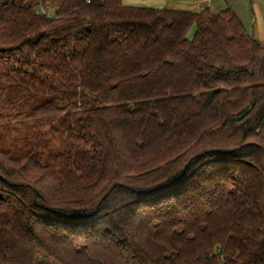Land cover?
Returning a JSON list of instances; mask_svg holds the SVG:
<instances>
[{
    "label": "trees",
    "instance_id": "obj_1",
    "mask_svg": "<svg viewBox=\"0 0 264 264\" xmlns=\"http://www.w3.org/2000/svg\"><path fill=\"white\" fill-rule=\"evenodd\" d=\"M9 117L49 128L0 134V264H264V44L232 9L0 0Z\"/></svg>",
    "mask_w": 264,
    "mask_h": 264
},
{
    "label": "rangeland",
    "instance_id": "obj_2",
    "mask_svg": "<svg viewBox=\"0 0 264 264\" xmlns=\"http://www.w3.org/2000/svg\"><path fill=\"white\" fill-rule=\"evenodd\" d=\"M243 13L239 16L247 31L253 35L261 44H264V7L256 6L255 1L243 0ZM253 2V3H252ZM35 117H9L0 122V134L4 135L8 140L14 139L23 141L31 137L32 132L40 129L49 128V124L35 123ZM52 146L58 152L65 150L64 146L58 139L52 140Z\"/></svg>",
    "mask_w": 264,
    "mask_h": 264
},
{
    "label": "crops",
    "instance_id": "obj_3",
    "mask_svg": "<svg viewBox=\"0 0 264 264\" xmlns=\"http://www.w3.org/2000/svg\"><path fill=\"white\" fill-rule=\"evenodd\" d=\"M128 6L152 8V9H169L178 11H187L199 13L206 8L218 12L225 9H232L240 18V12L243 13V0H123ZM255 1L256 6L264 7V0ZM252 2V3H253ZM242 21V20H241ZM246 28V27H245ZM195 33V27L191 28L188 37L192 38Z\"/></svg>",
    "mask_w": 264,
    "mask_h": 264
},
{
    "label": "built area",
    "instance_id": "obj_4",
    "mask_svg": "<svg viewBox=\"0 0 264 264\" xmlns=\"http://www.w3.org/2000/svg\"><path fill=\"white\" fill-rule=\"evenodd\" d=\"M90 1V0H89Z\"/></svg>",
    "mask_w": 264,
    "mask_h": 264
}]
</instances>
